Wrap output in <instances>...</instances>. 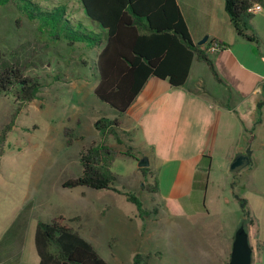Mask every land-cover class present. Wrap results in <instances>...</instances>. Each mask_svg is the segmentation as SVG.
<instances>
[{"label":"rangeland","instance_id":"374dc122","mask_svg":"<svg viewBox=\"0 0 264 264\" xmlns=\"http://www.w3.org/2000/svg\"><path fill=\"white\" fill-rule=\"evenodd\" d=\"M29 1L42 7L66 5L85 25L89 22L79 0ZM24 2L0 4V70L25 64L24 76H35L42 85L29 102L17 101L13 90L0 92V130L18 108L0 155V264H37V223L57 214L66 216L111 264H135L136 254L143 256L142 264H224L236 226L232 215L240 205L232 193L243 196L242 183L253 179L264 185V159L260 172L231 171L229 179L222 175L223 154L218 150L214 178L203 192L208 213L175 214L176 200L160 192L155 174L148 176L152 166L145 173L138 166L145 152L138 126L127 111L120 112L95 93L103 43L70 44L57 38L61 29L42 23L45 19H30ZM260 35L263 39L264 27ZM99 117L116 118V133L96 127ZM98 142L118 151L111 164L114 185L135 193L150 209L147 215L114 189L63 186L81 173L79 152ZM155 182L157 191L150 190ZM75 215L80 219L70 220ZM148 252L152 255L147 261Z\"/></svg>","mask_w":264,"mask_h":264},{"label":"crops","instance_id":"0c3cea01","mask_svg":"<svg viewBox=\"0 0 264 264\" xmlns=\"http://www.w3.org/2000/svg\"><path fill=\"white\" fill-rule=\"evenodd\" d=\"M178 1L197 45L207 50L210 41L224 44L219 51L207 50L222 79L217 80L209 65L195 57L184 85H173L153 75L127 113L140 130L143 157L152 166L148 176L155 174L160 192L176 200L175 214L196 215L209 211L203 192L214 178V155L218 150L223 154L222 175L226 178L230 179L229 172H233L231 163L242 154H247L249 160L236 171L249 168L260 172L262 167L264 37L261 39L260 27H264V3L249 20L247 31L258 35L257 40H251L236 32L224 0ZM206 35L207 41L199 44ZM205 180L206 187L202 188ZM242 187L253 223L244 220L239 205L232 215L236 226L224 264L230 259L234 233L242 223L249 224L251 264H264V185L258 186L253 179L243 182ZM232 197L238 202L233 193Z\"/></svg>","mask_w":264,"mask_h":264},{"label":"trees","instance_id":"16d2710c","mask_svg":"<svg viewBox=\"0 0 264 264\" xmlns=\"http://www.w3.org/2000/svg\"><path fill=\"white\" fill-rule=\"evenodd\" d=\"M8 1L13 0H0V4ZM79 2L89 19L86 25L77 11L69 10L66 5L42 7L29 0L21 5L27 9L30 19L37 21L45 19L44 22H40L61 29L55 34L57 38H65L70 44L77 41L89 46L103 43L97 57L100 76L94 90L102 101L119 109L120 112L129 109L147 79L153 75L167 79L173 85H184L195 57L209 65L217 80L222 79L207 50L193 41L178 0H79ZM224 2L236 32L247 39L257 40L258 35L254 31H247L249 20L254 14L249 7L254 2L264 3V0ZM220 44L223 48L224 44ZM25 69V64L5 65L0 70V92L13 90L15 99L19 102L33 100L42 83L35 76H24ZM17 109L12 113L11 121L0 130V155L5 149L3 144L8 131L12 129ZM118 124L116 118L99 117L95 121L96 127L111 133H116L115 126ZM70 132L71 130H67L69 136ZM67 141L70 143L71 137ZM116 152L118 151L106 142L94 143L83 149L79 152L81 173L64 181L63 186L114 189L134 202L139 214L147 215L150 209L144 208L143 202L135 193L118 189L114 185L116 174L111 169V164ZM148 167L150 166L140 168L145 173ZM206 182L207 180L202 188L206 187ZM157 189L156 182L150 186V190ZM234 196L240 203L244 220L249 219L252 224L247 198L237 192ZM156 210L157 208L153 211ZM74 219H80L79 215L70 218ZM35 244L39 256L37 264H111L64 215L57 214L49 221L39 220ZM151 255V252L144 254L147 261ZM142 257L141 254H136L135 264H142L140 262Z\"/></svg>","mask_w":264,"mask_h":264},{"label":"water","instance_id":"95a60500","mask_svg":"<svg viewBox=\"0 0 264 264\" xmlns=\"http://www.w3.org/2000/svg\"><path fill=\"white\" fill-rule=\"evenodd\" d=\"M208 35L203 40L199 41V44L207 41ZM248 155L242 154L235 158L231 163V169L233 171L239 170L248 162ZM149 165V160L146 157H142L139 161V167H145ZM252 250L253 247L249 240L248 229L246 225L242 223L234 233V241L232 250L230 253V259L226 264H251L252 263Z\"/></svg>","mask_w":264,"mask_h":264},{"label":"built area","instance_id":"2783aa9c","mask_svg":"<svg viewBox=\"0 0 264 264\" xmlns=\"http://www.w3.org/2000/svg\"><path fill=\"white\" fill-rule=\"evenodd\" d=\"M262 4L263 3H260V2H254V4H252L249 7V10L251 12L256 13V12L262 10ZM220 49H222V45L219 42H217L216 40L211 41L207 46V50L210 52L219 51Z\"/></svg>","mask_w":264,"mask_h":264}]
</instances>
